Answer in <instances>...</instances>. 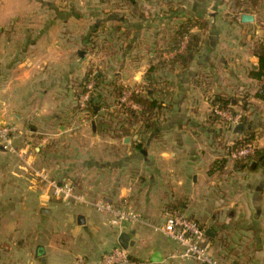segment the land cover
I'll list each match as a JSON object with an SVG mask.
<instances>
[{
    "label": "crops",
    "instance_id": "crops-1",
    "mask_svg": "<svg viewBox=\"0 0 264 264\" xmlns=\"http://www.w3.org/2000/svg\"><path fill=\"white\" fill-rule=\"evenodd\" d=\"M188 19L207 24L190 30L201 35L193 61L164 66L175 55L164 46ZM263 42L264 0H0V119L14 129V154L0 146V234L10 232L19 252L21 221L11 216L27 218L35 252L27 264H99L121 233L134 259L197 264L170 258L177 244L153 228L175 210L209 231L219 264H264V80L252 76V49ZM89 71L102 84L92 98L97 115L85 117L76 99ZM112 81L129 102L147 93L162 107L154 130L111 106ZM217 98L233 99L242 134L254 133L261 156L247 169L224 158L221 140L242 134L214 120ZM28 166L48 176L53 169L77 193L125 206L153 227L116 230L108 215L55 198Z\"/></svg>",
    "mask_w": 264,
    "mask_h": 264
},
{
    "label": "built area",
    "instance_id": "built-area-1",
    "mask_svg": "<svg viewBox=\"0 0 264 264\" xmlns=\"http://www.w3.org/2000/svg\"><path fill=\"white\" fill-rule=\"evenodd\" d=\"M95 81L88 78L84 82L82 93L79 94L76 100V107L78 111L84 116H88L89 107L91 106V99L96 90ZM119 102L125 107L138 109L136 104L129 102L127 97L123 95ZM212 113L218 118L224 128L234 127L241 123V114L228 113L222 111L217 107L212 109ZM14 129L6 125L0 119V146L7 152L14 154V147L12 144ZM225 159L231 162L246 160L255 151L254 145L232 149L235 145V139L230 138L224 141ZM28 171L31 176L48 187L53 196L63 202H75L79 205L91 207L97 212L104 213L109 217V224L116 230H120L127 224H144L150 227L152 225L144 221V219L134 211L125 206H116L112 203L103 200H90L85 196L77 193L76 188L67 182H59L49 178L43 171L28 166ZM164 222L159 227H153L155 231L161 233L170 241L177 244V248L170 258L179 260H191L199 264H219L217 259L211 252V246L208 243L204 229L193 219L181 214L178 211H165L163 214ZM99 264H153L148 261H141L130 257L127 250L119 246L112 248L105 253Z\"/></svg>",
    "mask_w": 264,
    "mask_h": 264
},
{
    "label": "trees",
    "instance_id": "trees-1",
    "mask_svg": "<svg viewBox=\"0 0 264 264\" xmlns=\"http://www.w3.org/2000/svg\"><path fill=\"white\" fill-rule=\"evenodd\" d=\"M193 27H197L199 30H206L207 24L205 22H197L191 19L186 20L182 24H180L177 28V30L174 32L173 37L169 39V45H166L167 52H175V55L172 58H169L167 60H162V52L160 51H154V58L162 60V64L164 66H177L179 69H186L190 63L193 61L197 51L198 46L201 41V35L200 34H192L190 33V30ZM186 38V39H185ZM182 43H184V47L180 49ZM252 53L258 58V68L256 71L253 72L252 76L257 80H264V42L254 45L252 49ZM92 78L95 81L96 84V90L97 88L102 84L101 77L98 76V74H95L91 71H89L84 78V81L80 86L82 87L81 91L78 93L77 98L80 93H82V90L84 88V82L88 79ZM104 85V84H103ZM109 88V94L114 99V107L119 109L116 106L119 102V99L124 95V93L127 91V88H124L122 85H120L117 81H112L111 83L106 85ZM145 92H147L148 86H145ZM93 98V97H92ZM132 101L138 105L140 108L139 110H134L131 108H126L121 105V113L125 114L128 118L129 122H142L144 130H154L158 122L156 121V116L160 113L162 107L160 105H157L156 101L151 98V95H140V94H133L131 97ZM77 100V99H76ZM233 99H220L217 98L211 100V104L214 107L219 108L222 111H226L228 113H235L233 110V107L235 104H232ZM91 106L89 107L90 115H97L94 113L93 105H92V99H91ZM245 103L242 105V109H245ZM155 118V120H154ZM214 120L218 121V118L215 117ZM242 125H244V120H241ZM108 125V126H107ZM107 127H110V124H106ZM244 127V126H243ZM111 129V128H110ZM122 126H119L118 128L115 127L111 129V131H121ZM254 141V133L251 131L244 132L238 139L235 140V145L233 146L234 149H238L240 147L253 145ZM261 156V153L259 150L254 151V153L246 158V160H239L234 161V168L236 169H247L250 166V161H257L258 158ZM227 161V160H226ZM225 160L218 161V163L215 164V169L220 170L226 164ZM260 164L263 163V161H259Z\"/></svg>",
    "mask_w": 264,
    "mask_h": 264
},
{
    "label": "rangeland",
    "instance_id": "rangeland-1",
    "mask_svg": "<svg viewBox=\"0 0 264 264\" xmlns=\"http://www.w3.org/2000/svg\"><path fill=\"white\" fill-rule=\"evenodd\" d=\"M11 7L14 9V2L12 3ZM94 93H96V91ZM114 103H112L111 106H114L113 105ZM121 105L124 106V104H122L120 102H118V104L116 105V106H119L118 110L122 109ZM126 108H128V107H126ZM114 110H116V109H114ZM235 113H237V112H235ZM82 115L84 116V114H82ZM212 115L214 116V118L216 117L213 113H212ZM83 119H85V118H83ZM241 120H242V118H241ZM229 128H231L230 130L232 131V129L234 127L233 128L229 127ZM225 140L228 141V140H230V138H226V139L223 138V140H221V141L224 143ZM52 168H54V167H52ZM36 169L39 170V168H37V167H36ZM60 175H62V174H57L56 171H54L52 169V171H51V173L49 175V178L58 181L59 180L58 178H59ZM11 218L14 219V220H12V221H14V223L21 221V224H20L19 227H21V230L23 231L20 234L22 236L21 241L23 242L22 246H21L22 248H20L22 250L18 249L19 252L16 251V247L14 245L15 242H16V239L13 236H10V232H2L0 234V264H17V261H16V256L17 255H21V258H22V259H20V263L21 264H27L28 259H32L33 255L35 254V252L32 251L31 247L28 245V242H27V238H28L29 235H27V231H25V225L23 224V222H24L26 217L24 218V216H22V217H20V216L12 217L11 216ZM26 220H27V218H26ZM4 222H8V218ZM157 237L162 239V240H165V237H163L162 234H157ZM189 261H191V260H189ZM193 262L197 263L195 261H193ZM197 264H199V263H197Z\"/></svg>",
    "mask_w": 264,
    "mask_h": 264
},
{
    "label": "water",
    "instance_id": "water-1",
    "mask_svg": "<svg viewBox=\"0 0 264 264\" xmlns=\"http://www.w3.org/2000/svg\"><path fill=\"white\" fill-rule=\"evenodd\" d=\"M253 20V17L251 15H248V14H244L241 16V21L243 23H249V22H252ZM93 110L95 111V108L93 107ZM231 128H229L230 130ZM232 132L236 135H241L242 132H243V125L242 124H238L236 126H234V128L232 129ZM254 165L255 164H252V168H254ZM43 212V211H42ZM82 220L81 218H79L77 220L78 224L79 225H82L83 224V221H80ZM208 230L205 231V236L207 237V234H208ZM117 242H118V246L124 250H127V248L129 246L132 245V243L129 242V236L126 234V233H121L118 235V238H117ZM151 261L154 262V263H157L160 261V258L158 257V255H154L152 258H151Z\"/></svg>",
    "mask_w": 264,
    "mask_h": 264
}]
</instances>
